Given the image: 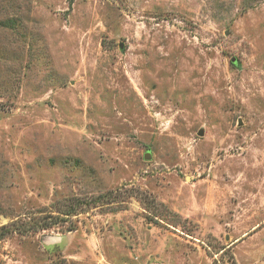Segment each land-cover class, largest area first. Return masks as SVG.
Wrapping results in <instances>:
<instances>
[{
    "label": "rangeland",
    "instance_id": "obj_1",
    "mask_svg": "<svg viewBox=\"0 0 264 264\" xmlns=\"http://www.w3.org/2000/svg\"><path fill=\"white\" fill-rule=\"evenodd\" d=\"M1 228L0 264H264V0H0Z\"/></svg>",
    "mask_w": 264,
    "mask_h": 264
},
{
    "label": "trees",
    "instance_id": "obj_2",
    "mask_svg": "<svg viewBox=\"0 0 264 264\" xmlns=\"http://www.w3.org/2000/svg\"><path fill=\"white\" fill-rule=\"evenodd\" d=\"M66 215H71V213H68ZM17 231V229H15ZM13 230V232L15 231ZM12 231L9 228H1L0 229V241L3 240L6 236H8Z\"/></svg>",
    "mask_w": 264,
    "mask_h": 264
},
{
    "label": "water",
    "instance_id": "obj_3",
    "mask_svg": "<svg viewBox=\"0 0 264 264\" xmlns=\"http://www.w3.org/2000/svg\"><path fill=\"white\" fill-rule=\"evenodd\" d=\"M120 48H122V46H120ZM232 63H233V64L235 63V59H232ZM202 135H203V131L200 130V131L198 132V136H202ZM144 159H145V160H149V156H148V154H145Z\"/></svg>",
    "mask_w": 264,
    "mask_h": 264
},
{
    "label": "built area",
    "instance_id": "obj_4",
    "mask_svg": "<svg viewBox=\"0 0 264 264\" xmlns=\"http://www.w3.org/2000/svg\"><path fill=\"white\" fill-rule=\"evenodd\" d=\"M152 264H166L164 261H161V260H157V261H155L154 263H152Z\"/></svg>",
    "mask_w": 264,
    "mask_h": 264
},
{
    "label": "crops",
    "instance_id": "obj_5",
    "mask_svg": "<svg viewBox=\"0 0 264 264\" xmlns=\"http://www.w3.org/2000/svg\"><path fill=\"white\" fill-rule=\"evenodd\" d=\"M186 217H188V216H186Z\"/></svg>",
    "mask_w": 264,
    "mask_h": 264
}]
</instances>
